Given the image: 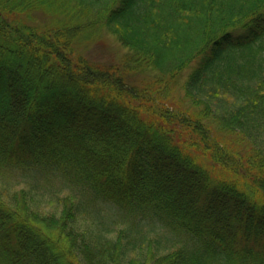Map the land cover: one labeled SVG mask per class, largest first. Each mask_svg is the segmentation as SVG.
Masks as SVG:
<instances>
[{
	"label": "trees",
	"instance_id": "obj_1",
	"mask_svg": "<svg viewBox=\"0 0 264 264\" xmlns=\"http://www.w3.org/2000/svg\"><path fill=\"white\" fill-rule=\"evenodd\" d=\"M0 264H264V0H0Z\"/></svg>",
	"mask_w": 264,
	"mask_h": 264
},
{
	"label": "rangeland",
	"instance_id": "obj_2",
	"mask_svg": "<svg viewBox=\"0 0 264 264\" xmlns=\"http://www.w3.org/2000/svg\"><path fill=\"white\" fill-rule=\"evenodd\" d=\"M104 38L100 41V42H95V43H91L86 50H82V52L84 54H86L88 57L90 58H94L97 60H100L102 62H115L117 61L124 53L121 44L118 42L117 38L111 35H104ZM188 73H183L182 75V79H185L187 77ZM201 161H203L204 164H206L208 167H211V169L213 168V163H211V161L207 158V157H202ZM217 172H220L218 169H216ZM12 175L14 176L13 179L10 180V187L12 189H21L23 187H25V182L27 181V179H25L22 176V173L20 172H13ZM27 176V175H26ZM40 188H38V191L40 194H42V198H41V204H40V209H42L44 211V213H49V212H53L54 210H58L60 209V207L62 206V204L60 202L57 203L58 200H56L54 197V195H64L65 192L67 191V189L64 188H60V187H52V186H48L49 181L47 180V178H40ZM47 185V186H46ZM45 187L48 190H53V191H45ZM46 189V190H47ZM61 205V206H60ZM63 207V206H62ZM39 210V208H38ZM111 211L114 210H109V212L111 213ZM112 216V214L110 215ZM114 217V216H113ZM112 219V218H110ZM78 224H82L84 225L83 220L78 219L77 221ZM127 223L125 222H117L115 223V226H112L110 228L111 230V234L107 236V238L109 239H117L121 232L123 231V228L126 226ZM86 231L87 235L93 236L97 234V231L95 228L91 227L88 228L87 230L84 229ZM94 238V237H93ZM92 238V240H93ZM137 254H133L132 258H135L134 256H136Z\"/></svg>",
	"mask_w": 264,
	"mask_h": 264
}]
</instances>
